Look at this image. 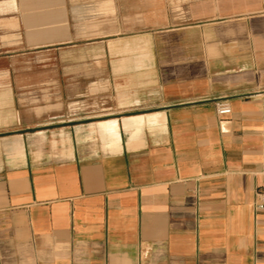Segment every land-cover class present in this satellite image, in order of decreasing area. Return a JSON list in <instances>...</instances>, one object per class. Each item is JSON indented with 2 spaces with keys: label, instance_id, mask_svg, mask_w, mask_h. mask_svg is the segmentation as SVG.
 <instances>
[{
  "label": "crops",
  "instance_id": "obj_1",
  "mask_svg": "<svg viewBox=\"0 0 264 264\" xmlns=\"http://www.w3.org/2000/svg\"><path fill=\"white\" fill-rule=\"evenodd\" d=\"M263 181L264 0H0V264H264Z\"/></svg>",
  "mask_w": 264,
  "mask_h": 264
},
{
  "label": "built area",
  "instance_id": "obj_2",
  "mask_svg": "<svg viewBox=\"0 0 264 264\" xmlns=\"http://www.w3.org/2000/svg\"><path fill=\"white\" fill-rule=\"evenodd\" d=\"M216 112L220 117L229 116L232 113V107L228 99H220L216 103ZM257 211L264 212V181L257 189V201L255 203Z\"/></svg>",
  "mask_w": 264,
  "mask_h": 264
}]
</instances>
